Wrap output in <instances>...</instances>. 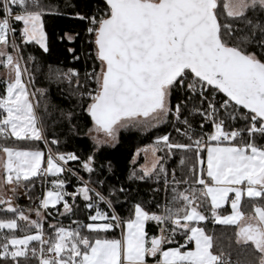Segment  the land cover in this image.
I'll return each mask as SVG.
<instances>
[{"label":"snow or ice","instance_id":"6c2138e0","mask_svg":"<svg viewBox=\"0 0 264 264\" xmlns=\"http://www.w3.org/2000/svg\"><path fill=\"white\" fill-rule=\"evenodd\" d=\"M57 39L83 65L36 87L27 49ZM0 67V264H264V0H0ZM121 130L159 133L124 181L104 154ZM54 208L85 219L46 233Z\"/></svg>","mask_w":264,"mask_h":264},{"label":"trees","instance_id":"16d2710c","mask_svg":"<svg viewBox=\"0 0 264 264\" xmlns=\"http://www.w3.org/2000/svg\"><path fill=\"white\" fill-rule=\"evenodd\" d=\"M57 24L59 27L57 28V31L60 30V28H64L65 30L67 28H71L73 26H78L79 21H73L65 18H61L57 21ZM68 47H74L79 49L80 43L77 41L75 44H68L66 42H61L59 39L55 40V45L50 51V53L43 54L39 51H35L29 47L27 49V54H34L37 57L36 63L39 65V71H35V77H36V87H49V83L45 79V74L48 72V69L51 68L55 70L56 68L66 69L68 67H81L83 65V61H81L79 64H76V62L72 61L71 53H68L66 49ZM3 76L0 75V79H2ZM67 85L66 84H60L57 85L55 83H52L50 85V97L53 101H55L58 104L68 106L69 100L67 99ZM62 90L64 92V95H62ZM81 125L83 124V121H80ZM49 134H55L59 136L61 140V150L64 151H77L80 153H86L89 150V146L91 144L90 139L85 135L87 132V129H83L82 133L76 134V135H69L67 134V129L64 127H53L52 122L49 121ZM63 133V135H62ZM134 133V134H133ZM159 133H152V132H135V130H132L130 132L129 130H121V134L119 136L118 144L114 148H108L106 152L104 153L109 158H111L114 162V164L117 167V177L124 181L125 177L128 172L131 171L133 167V156L136 153L137 148H142L146 145H150L154 139V135ZM39 146L43 147V142H39ZM137 165L143 164L144 156L142 154L136 156ZM73 167H76L75 162H71ZM85 176V179H87V174L83 173ZM115 179V178H114ZM134 188H138L140 192L141 199L148 200L150 199L151 193H150V187L148 183H136L133 184ZM66 189L68 191H73L75 189V184L66 185ZM18 202L21 205H24L26 207H31L32 203L29 200L23 199L19 197ZM79 203V201H78ZM228 210L230 211V205H226ZM57 208L60 209V211H63L62 206H57ZM53 215L56 216V220H53L51 217H48L45 224V231L48 232L47 229V223H61L65 226H75L72 225V221L74 220H84L85 219V213L83 211L77 212L74 215L70 216H59L56 212V209H52ZM121 212L123 214H127L126 209H121ZM210 228H215L218 232L224 229V226L220 225H209ZM153 229L151 226L149 227V233ZM119 230H116L115 235L119 236ZM109 236L113 235V233H109Z\"/></svg>","mask_w":264,"mask_h":264},{"label":"built area","instance_id":"2783aa9c","mask_svg":"<svg viewBox=\"0 0 264 264\" xmlns=\"http://www.w3.org/2000/svg\"><path fill=\"white\" fill-rule=\"evenodd\" d=\"M35 191H36L37 193L40 191L39 183L37 184V188H36ZM21 197H22L23 199L28 200L27 197H25V196L22 194V190H21ZM31 203H32L31 207L34 209V208L37 206V204H36L35 201H31ZM31 215H32V216H35L34 212H33ZM46 233H47V232H46Z\"/></svg>","mask_w":264,"mask_h":264},{"label":"rangeland","instance_id":"374dc122","mask_svg":"<svg viewBox=\"0 0 264 264\" xmlns=\"http://www.w3.org/2000/svg\"><path fill=\"white\" fill-rule=\"evenodd\" d=\"M0 74H2L3 76L5 75V72H4V69L2 67H0ZM145 147V146H144ZM144 147L140 148V149H143ZM143 156H144V153L142 152L141 153ZM143 163H145V158H144V161ZM1 193V192H0ZM3 195L2 196H6L8 195V192H5V193H2ZM1 196V194H0ZM19 197H21V193L19 194ZM22 198V197H21ZM36 218V217H35Z\"/></svg>","mask_w":264,"mask_h":264},{"label":"crops","instance_id":"0c3cea01","mask_svg":"<svg viewBox=\"0 0 264 264\" xmlns=\"http://www.w3.org/2000/svg\"><path fill=\"white\" fill-rule=\"evenodd\" d=\"M0 75H2V74H0ZM3 76V75H2ZM4 77V76H3ZM0 194H1V196L3 195L2 193H5V192H8L7 191V188L5 187V186H0ZM8 195H10V193L8 192ZM32 218H35V216H32ZM152 228V227H151ZM153 229V228H152Z\"/></svg>","mask_w":264,"mask_h":264}]
</instances>
